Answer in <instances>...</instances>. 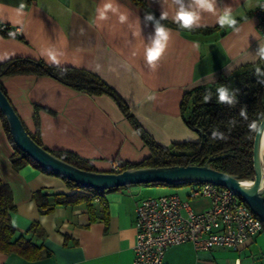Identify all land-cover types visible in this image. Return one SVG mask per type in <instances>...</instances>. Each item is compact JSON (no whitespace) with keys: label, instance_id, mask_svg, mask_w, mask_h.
I'll return each instance as SVG.
<instances>
[{"label":"crops","instance_id":"obj_1","mask_svg":"<svg viewBox=\"0 0 264 264\" xmlns=\"http://www.w3.org/2000/svg\"><path fill=\"white\" fill-rule=\"evenodd\" d=\"M101 0H0L13 31L0 32V63L17 57L51 64L44 52L61 53V67H73L100 77L124 101L131 114L158 144L197 141L182 117L184 94L233 74L261 60L257 49L264 37L256 28L259 0H217L218 9L232 8L235 26L221 27L217 15L202 13L200 28L177 27L171 0H118L128 21L116 15L96 28ZM24 3L17 23L15 10ZM151 10L167 12L164 24L170 38L153 70L144 59V45L154 32L144 16ZM139 18V26H138ZM141 33V34H137ZM197 42L198 47L193 43ZM10 103L26 130L53 153H69L90 163L96 171H111L112 163H138L150 151L127 114L108 95H91L61 81L38 74L0 77ZM154 99H148V97ZM14 147L0 118V180L12 194L8 210L15 236L23 235L40 250L26 259L0 252V264H133L135 203L147 185L124 186L91 196L77 204H57L56 196L75 190L58 176L32 164L14 167ZM46 196L43 211L35 198ZM195 211L206 199L191 201ZM35 229L30 231V227ZM162 264H264V229L237 249L214 247L196 251L190 244L168 247Z\"/></svg>","mask_w":264,"mask_h":264},{"label":"trees","instance_id":"obj_2","mask_svg":"<svg viewBox=\"0 0 264 264\" xmlns=\"http://www.w3.org/2000/svg\"><path fill=\"white\" fill-rule=\"evenodd\" d=\"M149 12L159 18L151 10H148ZM162 23L167 24L164 20ZM177 27L180 28L179 25ZM192 31L207 32L210 30L193 29ZM257 67L264 70V59H261L255 64L244 65L230 76L220 78L211 85L198 86L186 92L181 102L182 117L186 126L198 134V140L172 143L168 147L155 142L139 122L131 114H127L128 108L121 97L100 77L90 72L73 67L49 65L41 60L17 57L0 63V77L22 73L48 75L79 91L91 95L105 94L112 98L122 112L127 114L131 125L150 151L149 156L138 163H120L118 171L141 167L207 164L218 171L234 175L240 180L248 179L247 181L249 182L254 175L251 150L255 135L250 130L249 124L252 121L261 120L264 117V83L258 82V78L255 75V69ZM259 79L264 80V77H260ZM221 85H225L232 90H238V102L234 106L216 102V89ZM0 89L5 94L1 85ZM206 90L211 91L213 94L212 100L209 103H205L203 100ZM241 108H246L247 120L240 116ZM0 118L4 123L8 138L14 147V153L11 156L13 166L18 168L26 164H32L46 173L58 176L42 169L28 155L18 149L12 141L5 116L1 112ZM233 120L236 121L235 125L231 123ZM213 131L224 134L226 139L213 138ZM29 135L36 143L41 145L36 136L30 133ZM51 153L59 159L84 170L111 172L96 171L90 163L79 160L69 153ZM58 177L75 191L68 195L56 196L55 203L57 204H77L83 201H89L91 196L106 191L84 188L61 176ZM189 184L191 183L169 185L156 182L137 185L179 187ZM35 198L38 201L40 209L43 211H48L51 208V205L47 203L45 195L36 193ZM10 208H12L11 191L0 180V252L7 254L15 253L26 259L38 258L40 256L39 247L23 235L14 237L15 230L11 226L8 214ZM262 223L264 229V222ZM34 229L35 225H32L29 230L33 231Z\"/></svg>","mask_w":264,"mask_h":264},{"label":"built area","instance_id":"obj_3","mask_svg":"<svg viewBox=\"0 0 264 264\" xmlns=\"http://www.w3.org/2000/svg\"><path fill=\"white\" fill-rule=\"evenodd\" d=\"M256 28L264 37V0L255 10ZM13 31L0 23V32ZM119 170L111 164V172ZM186 198L177 193L147 196L135 203L133 264H162L168 247L190 244L196 251L214 247L237 249L263 231L262 221L231 188L207 182L191 183ZM206 199L195 211L191 201Z\"/></svg>","mask_w":264,"mask_h":264},{"label":"water","instance_id":"obj_4","mask_svg":"<svg viewBox=\"0 0 264 264\" xmlns=\"http://www.w3.org/2000/svg\"><path fill=\"white\" fill-rule=\"evenodd\" d=\"M0 112L5 116L12 141L18 149L28 155L42 169L70 180L84 188L102 191L156 182L169 185L207 182L236 191L252 213L264 222V186H261L263 173L259 153L263 135L255 133L253 138L251 160L254 175L249 180L250 183H247L248 181L246 180H240L234 175L218 171L207 164L141 167L117 172H95L69 164L36 143L25 129L22 120L1 89ZM261 120H264V117Z\"/></svg>","mask_w":264,"mask_h":264},{"label":"clouds","instance_id":"obj_5","mask_svg":"<svg viewBox=\"0 0 264 264\" xmlns=\"http://www.w3.org/2000/svg\"><path fill=\"white\" fill-rule=\"evenodd\" d=\"M171 4L174 11V22L179 25L180 28L188 31H192L194 28H200L202 13L208 12L217 15V23L221 26H235L237 21L232 17V8L230 6H224L222 10L217 7V0H171ZM118 0H101L100 4L96 8L95 26L100 29L103 28V22L107 21L109 14L116 15L118 22L124 24L128 21V15L126 12L120 10ZM24 3H21L15 10L17 16V23L20 22V17L24 16ZM6 10L0 6V23L7 20ZM168 18L167 12H161L159 18L155 17L152 13H146L144 20L151 22L154 32L151 34L150 39L144 45V59L146 63L154 70L157 66V61L164 54L168 40L170 38V30L162 23L163 20ZM139 26V18H138ZM141 34V33H137ZM194 47H198V43H193ZM47 60L56 66L61 64L60 55L55 48H48L45 50ZM257 55L259 58L264 59V47L257 49ZM255 75L258 78L259 83H264V80L259 79L264 77V70L260 67L255 69ZM238 90L229 89L225 85H221L216 89V102L219 104H227L234 106L237 101ZM212 92L207 91L203 97L205 103H209L212 100ZM148 99H154V97H148ZM240 116L247 120L246 108H241ZM232 125H235L236 121H231ZM249 128L252 132L259 135H264V120L252 121L249 124ZM213 138L226 139L224 134L213 131Z\"/></svg>","mask_w":264,"mask_h":264},{"label":"rangeland","instance_id":"obj_6","mask_svg":"<svg viewBox=\"0 0 264 264\" xmlns=\"http://www.w3.org/2000/svg\"><path fill=\"white\" fill-rule=\"evenodd\" d=\"M189 190H190V185H182L179 187H165V186L151 185L146 187L144 196L147 197V196H158L162 194L177 193L182 198H186L187 194L189 193Z\"/></svg>","mask_w":264,"mask_h":264},{"label":"bare ground","instance_id":"obj_7","mask_svg":"<svg viewBox=\"0 0 264 264\" xmlns=\"http://www.w3.org/2000/svg\"><path fill=\"white\" fill-rule=\"evenodd\" d=\"M259 153H260V163H261L262 173H263L261 186L263 187L264 186V135H263L262 140H261L260 152ZM247 183H250V182H247Z\"/></svg>","mask_w":264,"mask_h":264}]
</instances>
